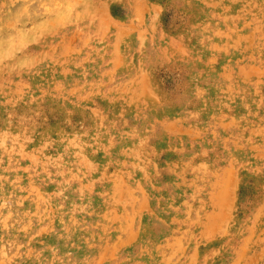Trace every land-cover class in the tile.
<instances>
[{
  "label": "rangeland",
  "instance_id": "374dc122",
  "mask_svg": "<svg viewBox=\"0 0 264 264\" xmlns=\"http://www.w3.org/2000/svg\"><path fill=\"white\" fill-rule=\"evenodd\" d=\"M0 264H264V0H0Z\"/></svg>",
  "mask_w": 264,
  "mask_h": 264
},
{
  "label": "bare ground",
  "instance_id": "6f19581e",
  "mask_svg": "<svg viewBox=\"0 0 264 264\" xmlns=\"http://www.w3.org/2000/svg\"><path fill=\"white\" fill-rule=\"evenodd\" d=\"M123 220V219H122ZM128 229V228H127ZM120 234V233H119ZM124 237V236H123ZM163 240V239H162ZM166 240V239H165ZM164 241V240H163ZM181 241V240H180ZM166 242H164V244H165ZM166 245V244H165ZM174 246V245H173ZM173 248V247H172ZM169 249V248H168ZM164 250V249H163ZM172 250V249H171ZM154 252V251H153ZM156 253V252H155ZM164 253V252H163ZM169 254V253H168ZM167 254V255H168ZM160 256V255H159ZM175 256V255H174ZM155 257V256H154ZM157 258H159V257H157Z\"/></svg>",
  "mask_w": 264,
  "mask_h": 264
}]
</instances>
